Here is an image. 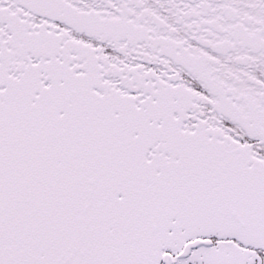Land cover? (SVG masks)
<instances>
[{
  "label": "snow or ice",
  "instance_id": "6c2138e0",
  "mask_svg": "<svg viewBox=\"0 0 264 264\" xmlns=\"http://www.w3.org/2000/svg\"><path fill=\"white\" fill-rule=\"evenodd\" d=\"M0 264H264V0H0Z\"/></svg>",
  "mask_w": 264,
  "mask_h": 264
}]
</instances>
